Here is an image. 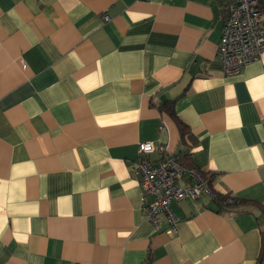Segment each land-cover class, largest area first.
I'll list each match as a JSON object with an SVG mask.
<instances>
[{"label":"crops","instance_id":"crops-1","mask_svg":"<svg viewBox=\"0 0 264 264\" xmlns=\"http://www.w3.org/2000/svg\"><path fill=\"white\" fill-rule=\"evenodd\" d=\"M226 17L215 0H0V264H258L264 54L226 76ZM145 142L246 205L176 202V233L154 226L132 175Z\"/></svg>","mask_w":264,"mask_h":264},{"label":"built area","instance_id":"built-area-1","mask_svg":"<svg viewBox=\"0 0 264 264\" xmlns=\"http://www.w3.org/2000/svg\"><path fill=\"white\" fill-rule=\"evenodd\" d=\"M215 1L227 14L218 57L226 76L239 75L264 54V0ZM105 20H109V17H105ZM262 125L264 128V119ZM153 154L158 155L157 160L151 158ZM132 175L142 190L146 219L157 227L161 215L166 214L170 222L168 234L176 233L180 221L171 211L173 203L195 201L204 196L214 202L218 201L208 179L197 170L182 164L178 154H170L162 144H140L139 157Z\"/></svg>","mask_w":264,"mask_h":264},{"label":"trees","instance_id":"trees-1","mask_svg":"<svg viewBox=\"0 0 264 264\" xmlns=\"http://www.w3.org/2000/svg\"><path fill=\"white\" fill-rule=\"evenodd\" d=\"M167 111L176 120V122L180 128L182 138L185 139V137L188 136V134H189V136H191L192 134L188 131V126H186L183 122H181L179 120L178 116L175 114V112L173 110V107L171 106V108H168ZM198 172L201 175H203L204 178L208 179V181L212 187V190L218 199L217 202L213 201L218 208V212H222V213L238 212L239 207H241L242 205H246V202L244 200L236 198L235 196H232L231 194L216 193L213 189V182H212L213 177L211 178L210 176L206 175L203 172H200V171H198ZM231 200H232V202H231ZM262 210L264 212V208ZM258 264H264V231L262 232V247H261L260 260L258 261Z\"/></svg>","mask_w":264,"mask_h":264},{"label":"bare ground","instance_id":"bare-ground-1","mask_svg":"<svg viewBox=\"0 0 264 264\" xmlns=\"http://www.w3.org/2000/svg\"><path fill=\"white\" fill-rule=\"evenodd\" d=\"M108 21V20H107Z\"/></svg>","mask_w":264,"mask_h":264}]
</instances>
